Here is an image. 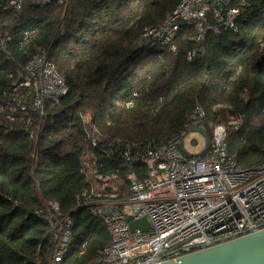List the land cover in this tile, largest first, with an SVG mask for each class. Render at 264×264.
Masks as SVG:
<instances>
[{
	"label": "trees",
	"instance_id": "16d2710c",
	"mask_svg": "<svg viewBox=\"0 0 264 264\" xmlns=\"http://www.w3.org/2000/svg\"><path fill=\"white\" fill-rule=\"evenodd\" d=\"M179 1L19 0V8L0 7V264L48 261L55 243L49 202L59 206L55 218L74 222L64 262L96 260L110 236L101 216L77 202L84 189L94 192L90 169L80 171L85 160L117 173L126 194L129 170L143 179L146 169L124 164L123 151L164 144L190 127L196 107L209 137L215 125L242 116L240 128L226 127L227 155L244 168L264 162V0H248L236 32L206 31L197 40L183 25L173 49L141 43L142 30L160 25ZM38 51L68 91L37 111L21 109L30 90L12 83Z\"/></svg>",
	"mask_w": 264,
	"mask_h": 264
},
{
	"label": "built area",
	"instance_id": "2783aa9c",
	"mask_svg": "<svg viewBox=\"0 0 264 264\" xmlns=\"http://www.w3.org/2000/svg\"><path fill=\"white\" fill-rule=\"evenodd\" d=\"M51 1L62 3L64 0H37L43 4ZM247 2L180 0L160 25L146 26L142 30L140 41L151 47L173 49V39L183 25L197 31V40L203 39L206 31L236 32ZM8 5L19 8L20 2L0 0V7ZM191 57L188 53L187 58ZM12 85L15 90L29 88L30 97L20 108L28 107L33 111L42 108L47 101H59L68 91L65 77L44 51H38L27 62ZM126 104L130 105L131 101ZM202 115L203 110L196 107L190 115L191 124H200ZM84 123L90 129V119L84 118ZM242 123L243 117L239 115L229 117L226 124L215 125L209 147L203 154L200 153L204 139L197 132H189V128L146 151L124 150L121 154L124 164L137 162L146 169L143 179L129 170L126 194L116 182L117 173L98 172L86 159L80 171L90 169L94 192L84 189L82 195L77 196V202L101 216L110 236L100 256L87 264H155L264 228V162L244 168L227 155L226 127L238 129ZM90 130L94 131L93 127ZM90 141L98 145L99 136L92 133ZM181 142L184 150L179 148ZM8 199L13 207L16 201ZM58 212V204L49 202L45 217L50 222L55 243L44 264H67L64 258L74 222L68 215L55 218L54 213ZM127 217L133 220L144 217L149 228L131 230ZM85 245L86 241L82 248Z\"/></svg>",
	"mask_w": 264,
	"mask_h": 264
},
{
	"label": "water",
	"instance_id": "95a60500",
	"mask_svg": "<svg viewBox=\"0 0 264 264\" xmlns=\"http://www.w3.org/2000/svg\"><path fill=\"white\" fill-rule=\"evenodd\" d=\"M189 132H197L204 139V148L200 153L203 154L210 144L208 134L199 123L191 124ZM179 148L184 150L182 142ZM127 220L131 230L149 228V222L144 217L136 220L127 217ZM155 264H264V228Z\"/></svg>",
	"mask_w": 264,
	"mask_h": 264
}]
</instances>
